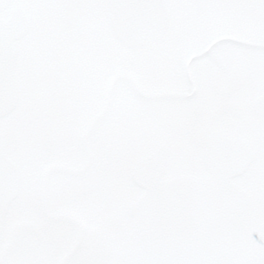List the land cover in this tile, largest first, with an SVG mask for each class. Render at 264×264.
<instances>
[{"label":"snow or ice","instance_id":"1","mask_svg":"<svg viewBox=\"0 0 264 264\" xmlns=\"http://www.w3.org/2000/svg\"><path fill=\"white\" fill-rule=\"evenodd\" d=\"M0 264H264V0H0Z\"/></svg>","mask_w":264,"mask_h":264}]
</instances>
